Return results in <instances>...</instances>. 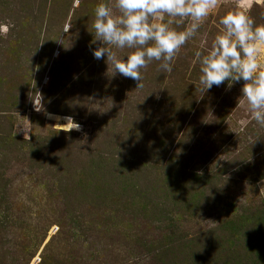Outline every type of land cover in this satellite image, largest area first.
Returning a JSON list of instances; mask_svg holds the SVG:
<instances>
[{
  "label": "rangeland",
  "instance_id": "1",
  "mask_svg": "<svg viewBox=\"0 0 264 264\" xmlns=\"http://www.w3.org/2000/svg\"><path fill=\"white\" fill-rule=\"evenodd\" d=\"M101 2L0 0V264H264V127L196 60L238 0L140 87L94 58Z\"/></svg>",
  "mask_w": 264,
  "mask_h": 264
},
{
  "label": "clouds",
  "instance_id": "2",
  "mask_svg": "<svg viewBox=\"0 0 264 264\" xmlns=\"http://www.w3.org/2000/svg\"><path fill=\"white\" fill-rule=\"evenodd\" d=\"M76 2L78 5L79 0ZM218 3L219 0H102L95 8L92 25V43L100 44L93 50L94 58L106 56L107 74L110 70L113 73L108 76L121 74L138 81V87L142 70L153 61L160 62V69L170 74L177 53L200 34L203 22ZM249 7L238 0L235 8L220 18V30L211 44L202 42L203 51L196 52V60L204 93L225 81L229 89L245 81L238 106L245 108L249 122L264 127V24H256ZM125 49L130 51L124 53ZM30 99L35 111L43 110L41 93ZM67 119L69 122L70 117Z\"/></svg>",
  "mask_w": 264,
  "mask_h": 264
}]
</instances>
